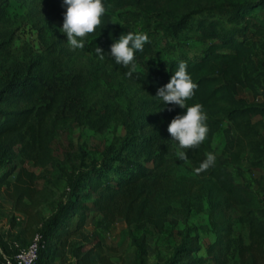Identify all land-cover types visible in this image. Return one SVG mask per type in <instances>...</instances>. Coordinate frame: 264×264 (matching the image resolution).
Returning <instances> with one entry per match:
<instances>
[{
  "label": "trees",
  "instance_id": "1",
  "mask_svg": "<svg viewBox=\"0 0 264 264\" xmlns=\"http://www.w3.org/2000/svg\"><path fill=\"white\" fill-rule=\"evenodd\" d=\"M40 2L63 24L66 8L62 0ZM103 2L107 11L101 25L88 35L82 50L142 87L155 105L141 119L126 115L111 104L105 105L103 113H81L91 100L89 81L77 75L78 80L72 76L64 81L58 75L61 67L55 57L35 59L24 71L16 73L13 82L1 84L0 169L15 162L20 165L0 175V208L3 197L12 202L10 228H15L20 214L26 217L25 230L32 231V235L40 228L38 231L43 233L46 244L40 254L41 263L46 255L49 257L47 252L52 247H60L64 233L80 236L84 244L78 250L76 264H118L107 254L96 234L86 232L87 215L84 210L80 211V199L92 198V206L105 222L113 224L123 220L137 230L148 226L162 230L173 216L187 220L195 212L208 217L215 241L201 255L203 248L198 234H187L166 264H264V204L251 184L237 182L234 176V170L241 171L246 164L250 169L264 170V98L258 101L264 93V73L254 58L256 39L264 37V0ZM201 9L212 10L214 15L201 17L195 24L196 38L208 46L198 58L186 61L187 71L198 84L188 104L203 105L209 131L199 146L180 149L187 152L196 174L188 183L181 184L176 177L180 164L175 156L178 143L148 116L156 113L169 124L177 114L186 111L179 106H166L155 97L157 89L170 81L180 60L147 62L154 48L151 42H146L143 52L136 53L137 64L143 66V71L133 70L132 76H128L125 73L130 69L116 64L107 55L101 59L95 48L99 46L110 53L115 39L128 31H136V24L145 16L173 17ZM233 12L243 22L238 32L242 39L237 37V32L223 31L221 19L216 18V14ZM254 23L258 26L248 36ZM240 90L251 91L254 100L240 97ZM124 118L128 121L129 134L122 139L121 153L109 158L108 167L88 172L72 184V199L47 219L45 210L54 204L56 192L54 187L38 188V175L33 169L57 166L52 144L58 130L78 122L105 132L116 120ZM221 130L225 147L217 153L213 142ZM209 152L215 155L214 163L197 173L195 169ZM255 183L258 191L264 193V172ZM84 190L86 195H82ZM75 213L78 218L70 228L66 221ZM234 215L247 228L248 242L236 234ZM130 236L136 249L132 264H147L146 236L137 238L132 232Z\"/></svg>",
  "mask_w": 264,
  "mask_h": 264
},
{
  "label": "rangeland",
  "instance_id": "2",
  "mask_svg": "<svg viewBox=\"0 0 264 264\" xmlns=\"http://www.w3.org/2000/svg\"><path fill=\"white\" fill-rule=\"evenodd\" d=\"M210 14L214 15V11L201 9L173 17L167 15L163 18L143 17L136 24L135 29L147 32L149 42L153 44L154 51L146 59L147 62L158 64L163 60L190 61L198 58L208 44L196 38L195 24L198 19ZM216 18L221 19L223 31H228L229 34L238 33L240 26H243L242 20L234 12L223 16L216 14ZM62 25L55 13L45 8L40 0H0V86L13 82L17 78L16 73L24 71L31 61L55 57L61 67L58 75L64 81L71 79L72 76L73 80H78L76 75L89 81L91 100L85 110H80L81 113L90 111L103 113L105 105L111 104L126 115L144 118V115L149 113L148 110L155 105L150 95L142 87L113 72L110 66L94 58L90 53L82 49H72L67 44L66 34L60 30ZM257 26L258 23H254L247 35L250 36ZM237 37L242 39L243 36L238 33ZM256 40L257 49L254 58L260 71L264 73V37ZM135 71L142 72L143 66L137 64ZM262 80L264 85V76ZM239 96L254 100L249 90H240ZM263 98L264 93L258 97V101H262ZM148 116L157 121L164 133H169V124L163 118L153 112ZM127 123L125 118L118 119L105 132H98L78 122L64 125L58 130L52 144L54 156L58 161L57 166L33 169L38 175L37 187H54L56 192L54 204L45 210L47 219L72 199V184L88 172L108 167L109 158L121 153L122 139L129 134ZM225 127L226 125L223 129ZM224 147L225 137L221 130L214 138L213 148L220 153ZM180 152V149H176L175 156L180 160L176 177L181 184H186L190 179L195 178L196 174L189 159H181ZM16 165L20 167L17 162L1 166L0 175ZM241 169V171L234 170L235 180L251 184L264 204V193L258 191L255 183L263 175L264 170L250 169L247 164ZM16 173L17 171L11 177L12 180ZM86 194L87 190H84L82 195ZM2 201L4 205L0 208V236L5 237L7 242L0 237V264L6 256H12L19 248L28 245L10 236L11 216L5 206L6 201L9 200L3 197ZM79 201L80 211L84 210L87 215L86 232L96 234L107 254L118 264H132L135 258L136 249L132 244L131 232L137 238L142 234L146 236L147 264H166L174 248L182 243L187 234L193 236L198 234L203 248L201 255H205L206 248L216 238L214 232L210 230L208 217L202 213L194 212L187 220L173 216L170 223L162 230H157L153 226L137 230L134 226L128 227L123 220L113 224L105 222L98 210L92 206V198L84 197ZM77 218L78 214L75 213V216L66 221L68 227L71 228ZM234 220L236 234H241L248 242L247 228L238 221V215H234ZM38 230L40 228L36 232ZM31 232L26 230V237L31 236L33 239L36 232L33 235ZM62 237L66 240L60 244V247L56 249L52 247L47 253L53 256L57 250H62V258H60L62 263L76 264L78 250L84 247L80 236H67L63 233ZM88 248L89 246L85 250ZM47 258L49 257L46 255L44 261ZM93 260L96 262L97 256Z\"/></svg>",
  "mask_w": 264,
  "mask_h": 264
},
{
  "label": "clouds",
  "instance_id": "3",
  "mask_svg": "<svg viewBox=\"0 0 264 264\" xmlns=\"http://www.w3.org/2000/svg\"><path fill=\"white\" fill-rule=\"evenodd\" d=\"M62 6L66 8L63 13V25L60 29L67 36V44L72 49L85 47L87 37L94 33L101 25L102 16L107 9L103 0H62ZM149 35L142 31H128L115 39L111 45L110 53L97 46L96 53L101 59L105 55L114 59L118 65L130 69L125 74L132 76L133 70L137 68L136 53L143 52ZM198 84L192 79L187 71V62L180 60L174 70L170 81L157 89L156 98L166 106L175 105L186 109L177 114L168 125V132L172 140L178 143L179 149H189L199 146L207 137L208 116L201 103L189 105L188 100L195 96ZM181 159L187 158V152H180ZM215 161V155L207 153L206 159L200 162L195 169L197 173L209 168Z\"/></svg>",
  "mask_w": 264,
  "mask_h": 264
},
{
  "label": "built area",
  "instance_id": "4",
  "mask_svg": "<svg viewBox=\"0 0 264 264\" xmlns=\"http://www.w3.org/2000/svg\"><path fill=\"white\" fill-rule=\"evenodd\" d=\"M45 247L43 233L37 231L27 246L19 248L12 256H6L2 264H43L40 262V254Z\"/></svg>",
  "mask_w": 264,
  "mask_h": 264
},
{
  "label": "crops",
  "instance_id": "5",
  "mask_svg": "<svg viewBox=\"0 0 264 264\" xmlns=\"http://www.w3.org/2000/svg\"><path fill=\"white\" fill-rule=\"evenodd\" d=\"M6 202H7V204L5 205V206H7L6 210L8 212H10L12 202L11 201H6ZM3 205H4V201H3ZM25 225H26V217L24 215L20 214V215H18L15 228H13V229L8 228V229H9L10 236L12 238H18L21 241H23V244H29L32 240V237L31 236L26 237ZM8 229H7V231H8ZM0 237L3 241L7 242V239L5 237H3V236H0ZM65 240H66L65 237H61V241L64 242ZM5 246H8V245L5 244ZM25 246H27V245H25ZM10 249H11V245H10ZM62 252H63L62 250H57L53 256L52 255L49 256V258H47L46 261H44V264H70V263H62V260L60 259V258H62Z\"/></svg>",
  "mask_w": 264,
  "mask_h": 264
}]
</instances>
